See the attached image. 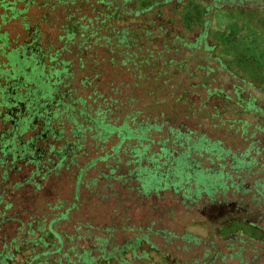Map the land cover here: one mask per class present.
Wrapping results in <instances>:
<instances>
[{"label":"trees","instance_id":"trees-1","mask_svg":"<svg viewBox=\"0 0 264 264\" xmlns=\"http://www.w3.org/2000/svg\"><path fill=\"white\" fill-rule=\"evenodd\" d=\"M30 7L56 33L41 46L26 21L14 47L0 34V264H264V105L247 93L264 97V73L233 53L242 28L264 38V0H0V18ZM193 117L227 125L234 148L187 127ZM229 190L211 223L221 248L166 225L174 210L157 203L187 211ZM131 199L148 217L118 208Z\"/></svg>","mask_w":264,"mask_h":264},{"label":"rangeland","instance_id":"rangeland-1","mask_svg":"<svg viewBox=\"0 0 264 264\" xmlns=\"http://www.w3.org/2000/svg\"><path fill=\"white\" fill-rule=\"evenodd\" d=\"M17 6L20 9L23 8L22 4H18ZM2 12L3 10L0 9V15L2 14ZM37 12L38 11L36 10V7H30L28 11L24 12L20 18H14V19H9V20L5 19L4 22L0 18V34H5L6 41L7 43L10 44L9 46L11 47L17 46L19 43H21L25 39L27 30L25 29L23 23L28 21L29 24H31L32 26H35L36 24L34 25L33 21L35 19L34 17L36 16ZM228 22L229 20L225 15L218 14L215 18L214 25L216 28L222 30L226 28V26L228 25ZM36 26L39 28L41 33L45 34L43 35L44 38H43V42L41 46H44L45 43L52 41L56 32H55V29L51 27V25L39 24ZM233 53L246 54L250 56L252 60L254 61L256 68H258L261 72L264 73V38L257 36L250 29L242 28L239 32H237L234 38ZM0 63L7 64V59L4 56V54H1V52H0ZM21 64H22L23 72L26 73V70L29 68L30 64L25 61H21ZM3 68L9 71V66H5ZM41 80H42V77L40 74H38L34 77H31V79H29L27 82L28 83H31V82L40 83ZM247 93H250L251 95L257 97L258 105H261V106L264 105V97L260 96L257 92L253 90H248ZM136 99L139 100V102L142 105L143 104L152 105L154 99H156L158 103H160V101L162 100V98H136ZM169 99L170 98H165V101H166L165 104H166V107L168 108V109L166 108V113H168L173 106V103L169 101ZM160 109L161 108L159 106H156L155 108H152L151 113L154 115H157L160 112ZM145 112L147 113L148 111L146 110ZM172 114H176V116L183 117L182 116L184 115L183 106L182 105L177 106L176 109L173 110ZM228 117L234 118L236 117V115L230 114ZM245 118L251 123H255L256 121H259L257 120L258 118L255 115H251V114L245 115ZM183 122L189 128H194L198 124L201 123V126H200L201 130H203L204 132L209 131L213 139L216 138L217 136H220L227 145H230L232 148H234L233 146H235V143H233L234 142L233 138L235 136L234 131L232 132L229 129H227V125H223L222 127H217L213 129L211 126L209 127L207 125L206 119L204 118L199 119L197 117H193L188 120L183 119ZM259 136L260 135L258 134L257 138H260ZM202 166L207 167L208 166L207 162H203ZM256 169L257 168L254 167L252 170L255 171ZM256 177H260L261 180L264 181V172H259L256 175ZM199 181H200V184H205V182H208V183L213 182L211 179L208 180L207 177L205 176L200 177ZM234 197L237 200L238 197L240 196L237 194ZM226 199L227 200L233 199L231 190L226 192V195L224 196L221 193L215 194L212 197V200L214 201V204L216 205H209L208 204L209 199L206 197L205 193H202L197 201V206L187 211L183 207L175 204L174 201L170 200L169 198L168 199L165 198V200H162L161 202H157V203L160 207L164 205L165 207H171L174 210L173 217L175 218V221L171 222L170 220H168L167 223L164 222L166 225L170 226L174 224L175 228L177 227L182 228L183 226L187 227L189 231L196 233L197 235H199L200 237L204 239L205 238L208 240L213 239L214 243L219 248H221L225 245V241H227L226 238L228 236L227 237L223 236L225 234V230L222 229L221 231H219L217 228L213 227L211 223L223 211L222 205L224 204H218V203L224 202V200ZM216 206H220L221 209ZM118 208L121 211L123 210L125 211V213L132 215L135 219L138 217H141V215H143L144 217L147 215L148 217L149 215L148 212H151V207H145L144 204L139 203L135 199L124 200L122 204L120 205V207ZM197 208L199 209L202 208V209L200 211H197ZM219 209L222 211L220 212ZM185 212H187L188 214L184 215ZM105 213H108V211ZM191 219H194L195 223L199 225L192 226L190 223ZM259 225L264 229V218L260 221ZM211 229H213V233ZM213 235L214 237H211ZM219 237H222V238H219ZM251 255H252V252L249 251L248 248H246V251L243 253L244 259L249 258Z\"/></svg>","mask_w":264,"mask_h":264},{"label":"flooded vegetation","instance_id":"flooded-vegetation-1","mask_svg":"<svg viewBox=\"0 0 264 264\" xmlns=\"http://www.w3.org/2000/svg\"><path fill=\"white\" fill-rule=\"evenodd\" d=\"M9 51V50H8ZM8 54V53H7ZM7 54L6 55H4L5 57H6V59H7V62L9 61V59H8V57H7ZM7 70V69H6Z\"/></svg>","mask_w":264,"mask_h":264}]
</instances>
